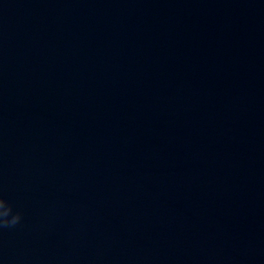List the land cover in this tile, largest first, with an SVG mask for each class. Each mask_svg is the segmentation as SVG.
Masks as SVG:
<instances>
[{
  "label": "water",
  "instance_id": "1",
  "mask_svg": "<svg viewBox=\"0 0 264 264\" xmlns=\"http://www.w3.org/2000/svg\"><path fill=\"white\" fill-rule=\"evenodd\" d=\"M264 156V0H0V264H110Z\"/></svg>",
  "mask_w": 264,
  "mask_h": 264
},
{
  "label": "clouds",
  "instance_id": "2",
  "mask_svg": "<svg viewBox=\"0 0 264 264\" xmlns=\"http://www.w3.org/2000/svg\"><path fill=\"white\" fill-rule=\"evenodd\" d=\"M22 219V214L14 210V206L0 195V229L13 227Z\"/></svg>",
  "mask_w": 264,
  "mask_h": 264
}]
</instances>
